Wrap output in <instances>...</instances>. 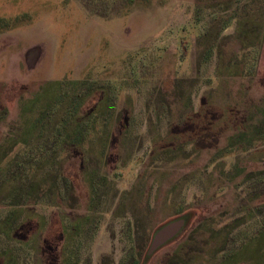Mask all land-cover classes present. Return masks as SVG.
<instances>
[{"label":"rangeland","instance_id":"rangeland-1","mask_svg":"<svg viewBox=\"0 0 264 264\" xmlns=\"http://www.w3.org/2000/svg\"><path fill=\"white\" fill-rule=\"evenodd\" d=\"M0 264H264V0H0Z\"/></svg>","mask_w":264,"mask_h":264},{"label":"water","instance_id":"water-1","mask_svg":"<svg viewBox=\"0 0 264 264\" xmlns=\"http://www.w3.org/2000/svg\"><path fill=\"white\" fill-rule=\"evenodd\" d=\"M186 225V218L179 217L178 219L172 220L163 227H161L155 234L153 244L150 248V253H153L162 245L168 243L177 237Z\"/></svg>","mask_w":264,"mask_h":264}]
</instances>
